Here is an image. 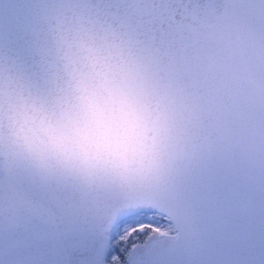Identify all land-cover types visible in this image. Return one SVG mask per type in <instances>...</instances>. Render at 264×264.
I'll list each match as a JSON object with an SVG mask.
<instances>
[{
	"label": "snow or ice",
	"instance_id": "6c2138e0",
	"mask_svg": "<svg viewBox=\"0 0 264 264\" xmlns=\"http://www.w3.org/2000/svg\"><path fill=\"white\" fill-rule=\"evenodd\" d=\"M217 5L0 0V264H264V167L162 136L147 90Z\"/></svg>",
	"mask_w": 264,
	"mask_h": 264
},
{
	"label": "water",
	"instance_id": "95a60500",
	"mask_svg": "<svg viewBox=\"0 0 264 264\" xmlns=\"http://www.w3.org/2000/svg\"><path fill=\"white\" fill-rule=\"evenodd\" d=\"M219 20L199 30L190 62L162 64L147 84L162 136L183 138L200 152L264 167V26L252 3L218 0Z\"/></svg>",
	"mask_w": 264,
	"mask_h": 264
}]
</instances>
